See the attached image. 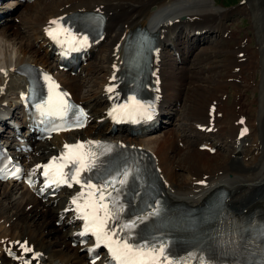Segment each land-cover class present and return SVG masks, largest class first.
<instances>
[{
  "label": "bare ground",
  "instance_id": "obj_1",
  "mask_svg": "<svg viewBox=\"0 0 264 264\" xmlns=\"http://www.w3.org/2000/svg\"><path fill=\"white\" fill-rule=\"evenodd\" d=\"M257 1H260L258 6H261L262 13L256 12L255 15L259 25L255 23L251 26H258L254 32L256 47L249 42L243 45V38L237 37L236 33H229L226 38V32L231 30L223 19L232 11L219 6L215 0H35L25 5L21 13L19 27L23 28L24 33L14 29L18 26L15 21L18 19L8 13L9 9L0 8V14L5 18V25L0 29V69L8 70L7 75L0 72V111H7L5 114L11 115L2 118L0 130L7 124V119H11L12 124L19 121L22 126H26L31 119L20 105L22 89H26L28 79L16 73V68L24 64L56 68L51 59L52 44L46 32L53 26L49 22L66 14L102 11L108 15L105 37L90 51L91 56L96 52L98 56L96 61L92 60L81 67V74H87L90 84L69 73L58 72L59 79L75 101L84 103L89 109L93 125L80 131L59 134L44 142H32L31 137H28L34 145V153L28 155L23 151L19 153L20 156L33 165L61 149L67 142L107 138L117 142L127 141L134 144L136 149L148 148L155 155L166 197L171 202L198 207L204 205L216 190L225 189L228 192L225 206L234 216L264 212V19L261 20L264 17V0ZM35 4H38L36 9H31ZM241 12L246 13L247 8H241ZM137 26L159 34L154 55L159 63L157 61L152 65L149 79L143 84L144 93L150 96V102L159 115L166 114L173 121L181 118H178L177 112H172V105L183 99L193 124L192 134H158L166 128L163 124L150 133L143 129L137 136H131L126 125L118 128L116 133H111L113 123L108 112L113 105L112 96L121 85L123 41L127 33ZM210 33H217L213 39L216 44H211V38L200 41V36L206 39ZM214 49L216 53L222 54L214 56ZM241 52H245L243 58L238 56ZM193 57L195 61L191 62V67L183 68L184 63H189ZM126 63L136 73V63L131 57H127ZM239 68L241 71H236ZM252 70L262 73L256 85L260 94L248 102L250 106L247 105L249 108L246 110L244 105L248 98L244 90L250 85L248 82L241 85L238 78H242L239 75L244 73L245 80L252 79ZM114 74L117 77L115 81L111 80ZM158 80L160 84H157ZM112 84L116 88L109 93L106 88ZM132 86L140 85L132 82ZM225 86L237 89L236 94L240 93V98L236 97L234 102H230ZM254 103L258 105L255 107ZM211 110H215V116L209 122L208 112ZM248 111L254 113L252 118L246 117L240 123V118L245 117ZM198 124L205 127L195 128ZM7 125L12 129L13 125L10 126L9 122ZM182 125L185 126L186 122ZM243 129H247V132L240 137L239 133ZM212 135L226 142L225 151L229 155L217 151L205 156L206 151L199 150L200 145H209ZM178 151H184L180 152L177 160L187 165H184L186 175H180L174 167ZM180 176L184 177L179 179ZM74 192L70 190L54 200L42 201L21 183L0 182V262L19 264L26 259L31 264H92L81 247L72 244L75 230L80 226L73 227L74 223H79L75 214L69 213V223L65 219L63 226L59 227L55 223L59 211L71 206ZM172 224L181 229L188 226L185 220ZM58 228L65 236L61 241L48 243L46 232L54 233V229ZM199 240L194 237L191 246H195ZM22 242H27V246L33 247L34 251H39L40 258H31L21 248ZM67 242L65 247L69 250L66 252L62 248ZM9 248L13 252L10 258L5 254ZM17 257L20 259L16 260Z\"/></svg>",
  "mask_w": 264,
  "mask_h": 264
},
{
  "label": "snow or ice",
  "instance_id": "obj_2",
  "mask_svg": "<svg viewBox=\"0 0 264 264\" xmlns=\"http://www.w3.org/2000/svg\"><path fill=\"white\" fill-rule=\"evenodd\" d=\"M63 18H56L49 23L55 25L46 29L47 35L56 40L62 46L66 45L69 49L80 50L89 46L88 37H77L70 29L64 27ZM63 37V38H61ZM115 68V65L113 66ZM4 75L8 74L7 69H0ZM43 79L46 82L48 95L45 100L35 105L41 117L46 119H59L64 121L68 113L73 110L74 105L69 103L68 94L60 91V86L51 76L45 74ZM115 74L111 80L115 81ZM116 85L112 84L106 91L112 93ZM153 105L145 104L137 99L135 95L128 97L127 101L117 104L109 112L114 119L120 120L124 117L140 115L144 119L152 118ZM79 115L74 114L73 121L68 125L69 128H83L85 126V114L82 109H78ZM67 130L62 125L52 128V131ZM247 129H243L244 135ZM87 145V148H86ZM100 141H87L77 144H65L63 151L58 157H53L46 165H37V169L42 168V175L45 177V187H60L65 185L69 188L79 185L81 191L71 199L77 218L83 221V228L78 235L91 236L94 238L95 247L104 246L108 249L113 264H187L186 260H174L167 253V241H156L142 239L137 241L135 230L139 224L149 217H158L161 213L159 201L156 207L145 215H137L127 220L123 213L125 205L121 201V192L128 184L129 178H137L138 169L128 167L115 174L104 176L96 183H93V176L101 166L100 156L112 151L113 146H104L102 152L93 151V146H101ZM59 161V163L57 162ZM21 172L19 167L12 172L17 176ZM31 183V180L29 181ZM199 183H203L200 181ZM43 191V189H42ZM83 200V203H81ZM234 241L229 240V243ZM20 243V242H16ZM25 252H32L27 246V242L20 244ZM94 251V249H89ZM39 256V253H36ZM30 264V261H25ZM95 264V261H93ZM200 264H207L203 259Z\"/></svg>",
  "mask_w": 264,
  "mask_h": 264
},
{
  "label": "rangeland",
  "instance_id": "obj_3",
  "mask_svg": "<svg viewBox=\"0 0 264 264\" xmlns=\"http://www.w3.org/2000/svg\"><path fill=\"white\" fill-rule=\"evenodd\" d=\"M41 1H46V0H41ZM47 1H51V0H47ZM216 1V4H218L219 6H222L223 8L225 7V8H228V9H230L232 12H231V14L228 16V17H226L225 19H223V21L225 22V23H227L229 26H230V28L232 29V31L231 32H233V34L234 33H236L237 34V37H240V38H247L248 39V42L253 46V47H256V45H257V41H256V39H255V35H254V32H255V30L258 28V26H255L254 28H252L251 26L252 25H254L255 23H257L258 25H259V21L257 20H255V15H256V12H261V6H258V5H260V1L258 2L257 0H246V1H243V0H215ZM12 2H14L11 6V8H12V11L16 8V6H17V4L15 3V0H12ZM257 2V3H256ZM37 5L38 4H35V5H33V6H31L30 8L31 9H36L35 8V6L37 7ZM243 7H246L247 8V12L246 13H242L241 12V8H243ZM257 7V8H256ZM24 8H25V6H22V7H19V9L17 10V11H14V13H13V17H15V18H17L18 20H15L16 22H17V25L18 26H16L14 29L16 30V31H18V32H21V33H24L23 31V28H20L19 26H21L20 24L21 23H19V21H20V17H21V13L23 12V10H24ZM255 8H256V11H255ZM264 8V7H263ZM250 9V10H249ZM249 10V11H248ZM254 13L253 15H252V13ZM262 13V12H261ZM252 17V18H251ZM254 18V19H253ZM262 19H264V17L263 18H261V20ZM260 20V21H261ZM228 21V22H227ZM263 21V20H262ZM2 27H0V29H1ZM237 30H238V32H237ZM240 30V31H239ZM246 34V35H245ZM243 36H245V37H243ZM247 36V37H246ZM217 36L216 35H214V36H212L211 38H213V39H215ZM228 37V36H227ZM212 39V42H211V44H216V41H214ZM250 39V40H249ZM201 40L202 41H204V38L203 37H201ZM252 40V41H251ZM242 44H243V41H242ZM216 46V45H215ZM217 49V48H216ZM216 49H214L213 51V54H214V56H217V55H221L222 53L220 52V53H216L215 52V50ZM224 50V49H223ZM241 53H245V52H241ZM241 53H239L240 54V58H243L244 56H242L241 55ZM97 56H98V54H97V52H96V55H95V57L92 59L93 61L95 60L96 61V58H97ZM99 56L101 57V55L99 54ZM100 57L97 59V61L100 59ZM90 61V60H89ZM193 61H195V57H193V58H191V61L188 63V62H186L184 65L185 66H183V68H185V69H187V68H190L191 67V62H193ZM236 71H238V72H240L241 70H240V68L239 69H237ZM252 72H253V70H252ZM96 73V72H95ZM205 73V72H204ZM253 74H254V77H253ZM253 74H252V79L250 78V80H245L246 79V77L244 76L245 74L243 73H241L239 76L240 77H242V78H238V81L241 83V85H245V84H248L249 83V85H250V87L249 88H247V89H245L244 90V95H246V97L248 98H246L247 100H246V102H245V104H246V106L244 105V107H245V109L247 110L248 108H249V106H250V103L248 104V102L250 101V100H253V99H255V98H257L258 96H259V94H260V92H259V90L258 89H256V85H257V81L261 78V75H262V73H261V71L260 70H257L256 72H253ZM95 75H97V74H95ZM206 75L208 76V74L206 73ZM205 75V76H206ZM242 75V76H241ZM73 76V75H72ZM217 76V75H216ZM215 76V77H216ZM256 76V77H255ZM74 77H78V79L79 80H83V81H85L86 80V83H87V85H89L90 83H89V78H88V76H87V74L86 73H82L81 75H79V76H74ZM244 78V79H243ZM241 79V80H240ZM242 79L244 80V81H242ZM256 79V80H255ZM88 81V82H87ZM91 81V80H90ZM250 81V82H249ZM251 81H254V82H251ZM238 82V83H239ZM248 82V83H247ZM251 83V84H250ZM189 86V85H188ZM96 87V86H95ZM226 87V86H225ZM226 89L228 90L227 91V94H226V92H225V94L227 95V97H229V99H230V102H234V100H235V98L236 97H238L237 99H239L240 98V96H241V94L240 93H238V94H236L237 93V89H235L233 86H227L226 87ZM186 91V88L183 90V92H185ZM221 94V93H220ZM219 94V95H220ZM236 94V95H235ZM240 94V95H239ZM226 97V98H227ZM247 105H249V106H247ZM258 104L257 103H254V106L256 107ZM172 107H173V111L172 112H177V115H178V118L180 117L181 119L180 120H178L177 119V121H173V123H171L172 122V120L169 118V116H167V115H165V116H163V121H165V122H163V125H165L166 126V128H163L160 132L161 133H158V134H164L163 132H167L168 134H176V136H178L179 134H184V133H189V134H192L193 133V131H191L192 129V125L193 124H191V121H190V119H189V117H188V111H189V109H188V107H186V106H184V100L183 99H180L179 100V102H177V104L175 105V102L173 103V105H172ZM185 107V108H184ZM252 108V107H251ZM252 111H254V109H252ZM249 113V114H248ZM248 113L247 112H245V114L244 115H246L247 117H249L250 119L252 118V114H254L253 112H249L248 111ZM186 122V125L185 126H183L182 124H184ZM169 127V128H168ZM215 141V143L217 144V145H219V148H220V150L223 152V153H226L225 155H229V153H228V151H225V148L226 147H224L225 145L222 143V146L220 145L221 144V141H219V140H214ZM177 145L180 147V145L177 143ZM180 152H184V151H178V152H176V159H175V161H174V167L176 168V170H177V172L178 173H180V175H186L187 174V172L184 170V165H185V167H187V165L186 164H184V163H182V161L180 162V161H178L177 160V158L180 156ZM230 152V151H229ZM205 156H209L208 155V153L207 152H205V154H204ZM180 162V163H179ZM182 163V164H181ZM214 165V164H213ZM184 176H180L179 177V179H182ZM54 220V219H53ZM60 227V226H59ZM35 228V227H34ZM38 229V228H37ZM36 229V230H37ZM62 230L63 231H65L66 230V228H62ZM40 234L42 233V232H39ZM45 236L48 238V243H51L52 241H55V240H59V241H61L62 239H63V237L65 236L64 234H62L61 233V229H54V233H47L46 232V234H45ZM68 244V242L63 246V250H65L66 252L69 250V248L68 247H65L66 245ZM73 251V250H72ZM72 260H73V258H71Z\"/></svg>",
  "mask_w": 264,
  "mask_h": 264
}]
</instances>
